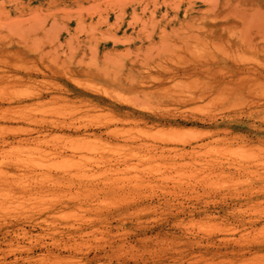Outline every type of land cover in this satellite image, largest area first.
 <instances>
[{"label":"rangeland","instance_id":"obj_1","mask_svg":"<svg viewBox=\"0 0 264 264\" xmlns=\"http://www.w3.org/2000/svg\"><path fill=\"white\" fill-rule=\"evenodd\" d=\"M152 1L0 0V264H264V0H232L216 24L237 32L190 43L209 67L242 69L205 97L203 76L148 91L185 49L170 7L203 9ZM244 38L252 49L229 46Z\"/></svg>","mask_w":264,"mask_h":264},{"label":"bare ground","instance_id":"obj_2","mask_svg":"<svg viewBox=\"0 0 264 264\" xmlns=\"http://www.w3.org/2000/svg\"><path fill=\"white\" fill-rule=\"evenodd\" d=\"M114 1V0H113ZM119 2H120V0H118ZM125 0H123V1H121V2H124ZM161 1V0H160ZM174 1V0H173ZM173 1H170V2H173ZM238 1V0H237ZM120 2V3H121ZM130 2V1H129ZM152 2H154V0L152 1ZM151 2V3H152ZM166 2V1H165ZM165 2L163 3V2H161V3H163V5L165 4ZM236 2V1H235ZM235 2H233L234 4H235ZM253 2V1H252ZM176 3V2H175ZM232 3V0H200V4L202 5V8L203 9H201V8H197L195 11L193 10V8L192 7H187V8H184V13H183V16H182V19H179V17H178V15H179V10H180V7L178 6L177 7V5L176 4H173V6L172 7H170V8H172V11H173V17H174V22H175V24H177V30H178V28H179V30H180V32H178V34H177V39H178V41L180 42V43H178L179 45L181 44L182 46H184L185 47V49L183 50V52H182V56H181V58H179V59H181V60H179L178 62L176 61V60H178V59H176V56L177 55H175V57H173V58H175L176 60H175V62H173L172 60H171V62H173L172 64H171V66L170 67H168V66H165V67H158V69H157V67H156V71L157 72H154L155 74H151L150 76H148V79H149V77H151L150 79H151V81H153V84L154 85H152L151 86V90H148V91H150V92H152V91H159V90H161L162 91V89L163 90H167V93L169 92L168 90H172V89H179V87H181V88H184L187 92L188 91H191V89H192V82L191 81H197L198 79H196L195 80V78H197V77H199V76H203L204 78H207V79H209V82L206 80L205 82L203 81V80H199L200 81V83L198 84V87H196L197 89L196 90H198L196 93H198L199 91V93H200V97L201 96H206V94H208V92L214 87V86H218L219 87V90L218 91H220L221 90V87L222 86H224L225 85V81H226V79H228V78H230V77H233V76H235V77H238L239 76V74L242 72V69H235V68H232V66H239L238 64H239V62H233V63H231V66H228L227 65V63H223L221 66H218V67H216V68H211V67H209V63H211L213 60H214V58L215 57H213V56H215V55H213L212 54V56H210L209 54L208 55H206L205 57H196V56H190L189 54H187V52L191 49H189V47L192 45V44H190L191 42H194L193 40L194 39H196V38H207V37H210V36H212V35H219V36H221V33L220 32H222L221 30H222V28H224V26L226 25H222L223 27L221 28V25H219L218 23L220 22V21H226V18H230L231 17V15H233V13L235 12V13H237L236 12V6H234V4ZM237 3V2H236ZM125 4V3H124ZM123 4V5H124ZM190 4V3H189ZM153 5V4H152ZM236 5H239V4H236ZM122 6V5H121ZM154 6V5H153ZM154 7H156V6H154ZM234 7V8H233ZM244 7V6H243ZM250 7H251V5H250ZM240 7H238V9H239ZM247 8H249V7H247ZM120 9V8H119ZM241 9V8H240ZM250 9V8H249ZM143 10V9H142ZM142 10H140V12H142ZM148 10H149V8H148ZM246 10V9H245ZM167 11V10H166ZM244 11V10H243ZM250 12H251V10H250ZM133 13V12H132ZM151 13V12H150ZM247 13H249L248 11H247ZM119 14V13H118ZM118 14H117V16L116 17H120V16H118ZM160 14H162V13H160ZM252 14V13H251ZM120 15H121V13H120ZM132 15V14H131ZM240 15H241V12H240ZM239 14H238V16H240ZM253 15V14H252ZM131 17V16H130ZM133 17H134V15H133ZM241 17V16H240ZM247 17V16H246ZM249 18V17H248ZM117 19V18H116ZM134 19H138L139 20V18L138 17H134ZM244 19H246L245 18V16H244ZM243 19V20H244ZM115 20V19H114ZM118 20V19H117ZM132 21L133 20V18H130L129 19V21ZM239 20V19H238ZM247 20V19H246ZM130 21V22H131ZM136 21V20H135ZM142 20H140V22H141ZM150 21V20H149ZM217 21H219L217 24H216V22ZM230 21V20H229ZM240 21H241V19H240ZM252 21H253V19H252ZM137 22V21H136ZM231 22V21H230ZM247 22V21H246ZM126 23H128V22H126ZM117 24V23H116ZM134 24V23H133ZM141 24V28L140 29H142V26H143V23L141 22L140 23ZM250 24H252V23H250ZM127 25V24H126ZM245 25V24H244ZM249 25V24H248ZM150 26H152V25H150ZM218 26H220V29L221 30H219V32L217 31V27ZM117 27V26H116ZM144 27V26H143ZM176 27V26H175ZM174 27V28H175ZM118 29V28H117ZM228 30V31H230V30H233L234 31V29H235V31L237 32V28H235V27H233V25H230L229 23H227V27L226 28H224V30ZM252 29H253V24H252ZM142 30H144V29H142ZM150 30V29H149ZM159 30V29H158ZM238 30H240V29H238ZM176 31V30H175ZM247 30H245V32H246ZM239 32V31H238ZM160 33H161V31H160ZM173 33V32H172ZM223 33V32H222ZM227 33V32H226ZM165 34V33H164ZM242 34V33H241ZM145 35H147V34H145ZM223 35V34H222ZM237 35H239V34H237ZM245 35V34H244ZM174 36V35H173ZM240 36V35H239ZM111 37V36H110ZM222 37H224V36H222ZM245 37V36H244ZM251 37H253V36H251ZM112 38H114V36H112ZM116 38V37H115ZM120 38H122V37H120ZM160 38V37H159ZM237 38H238V36H237ZM241 38H242V36H241ZM126 38H124V40H125ZM235 39V38H234ZM111 40V39H110ZM124 40H122V41H124ZM127 40V39H126ZM125 40V41H126ZM147 40H148V38H147ZM197 40V39H196ZM195 40V41H196ZM223 40H226L225 39V37H224V39ZM124 41V42H125ZM132 41V40H131ZM199 41V40H198ZM197 41V42H198ZM202 41V40H201ZM206 40H204V42H205ZM213 41H215V39L213 40ZM221 41V40H220ZM219 41V42H220ZM121 42V41H120ZM119 42V43H120ZM123 42V43H124ZM203 42V41H202ZM201 42V43H202ZM207 42H209V41H207ZM206 42V43H207ZM113 44H114V42H112ZM116 43H117V41H116ZM174 43V42H173ZM195 43V42H194ZM201 43H199V44H201ZM206 43L204 44V45H206ZM210 43V42H209ZM216 43V42H215ZM222 43V42H221ZM241 43H245L246 45H248L247 47H249L248 48V50L250 49V47H251V49H252V46H253V42L251 41V39H237L236 40V42L235 43H233V44H231V43H229V46L232 48H238L239 47V45L238 44H240L241 46H242V44ZM121 44H122V42H121ZM159 44V43H158ZM177 44V43H176ZM177 44V45H178ZM203 44V43H202ZM214 44V43H213ZM223 44V43H222ZM228 44V43H227ZM165 44L163 43V46H164ZM180 45V46H181ZM204 45H203V47H204ZM208 45V44H207ZM206 45V46H207ZM150 46H153V45H150ZM150 46H148V47H150ZM155 46H157V44L155 45ZM160 46V45H159ZM166 48H167V43H166ZM173 46V45H172ZM175 46V45H174ZM179 46V47H180ZM181 46V47H182ZM199 46H201V45H199ZM206 46H205V48H206ZM223 46H224V44H223ZM147 47V46H146ZM147 47V48H148ZM169 47H170V45H169ZM202 47V48H203ZM211 47V46H210ZM219 47V46H218ZM222 46H220V48H221ZM225 47V46H224ZM151 48V47H150ZM163 47H161L160 49H162ZM201 48V47H200ZM199 48V49H200ZM220 48H219V51H220ZM240 48V47H239ZM245 48H246V46H245ZM244 48V52L246 51V49ZM149 49V48H148ZM157 49V48H156ZM173 49V48H172ZM180 49H182V48H180ZM204 49V48H203ZM208 49V48H207ZM206 49V50H207ZM225 49H226V47H225ZM243 48H241V50H242ZM129 50V49H128ZM137 50V49H136ZM151 50H153V49H151ZM158 50H159V48H158ZM157 50V51H158ZM165 50V49H164ZM196 50H197V48H196ZM208 50H210V49H208ZM213 50V49H212ZM218 50V49H217ZM227 50V49H226ZM225 50V54L227 53V51L229 50V52L231 53V51H230V49L228 48V50L226 51ZM248 50L246 51V55L247 54H249V53H247L248 52ZM94 51V50H93ZM112 51H115V49H113ZM126 51H127V49H126ZM139 51V50H138ZM149 50H147L146 52L145 51H143L144 53H145V55H148L149 54V52H148ZM163 51V50H162ZM166 51V50H165ZM211 51V50H210ZM214 51V50H213ZM222 51H224V49L222 50ZM239 51H240V49H239ZM252 51V50H251ZM136 52V51H135ZM172 52L174 53V49L172 50ZM194 52V51H193ZM200 52V51H199ZM208 52V51H207ZM215 52V51H214ZM242 52V51H241ZM243 52V53H244ZM102 53V52H101ZM107 53H110L109 51L107 52ZM123 53V52H122ZM159 53V52H158ZM162 54H163V52H161ZM176 53V52H175ZM203 53H205V52H203ZM210 53V52H209ZM221 53V52H220ZM223 53V52H222ZM232 53H236V52H232ZM137 54V53H136ZM143 54V53H142ZM157 54V53H156ZM171 54V53H170ZM170 54L168 55V53H167V55L168 56H170ZM194 54H195V52H194ZM217 54V53H216ZM219 54V53H218ZM93 55V54H92ZM106 55V54H105ZM135 55V54H134ZM144 55V56H145ZM150 55V54H149ZM228 55V54H227ZM237 55V54H236ZM236 55L234 54V56H231V54L229 55V57L231 56V58L233 57L234 59H235V61H236V58L238 57V55H237V57H236ZM242 55V54H241ZM104 56V55H103ZM107 56H110V55H108L107 54ZM143 56V55H142ZM143 56V57H144ZM167 56V57H168ZM221 56V55H220ZM245 57V55H242V57ZM112 57V56H111ZM147 57H149V56H147ZM163 57H165V56H163ZM172 57V56H171ZM224 57H225V55H224ZM226 57H228V56H226ZM228 57V58H229ZM249 57V56H248ZM252 57V56H251ZM102 58V57H101ZM105 58H107V57H105ZM113 58V57H112ZM145 58V57H144ZM143 58V59H144ZM152 58V57H151ZM178 58V57H177ZM247 58V57H246ZM253 58V57H252ZM104 59V58H103ZM109 59V58H108ZM141 59H142V57H141ZM158 59V58H157ZM163 59V58H162ZM165 60H166V58H164ZM168 59V58H167ZM169 59H171L170 57H169ZM100 60V59H99ZM161 59H159V61H160ZM247 60V59H246ZM140 61V60H139ZM144 61V60H143ZM168 61H170V60H168ZM234 61V60H233ZM239 61H240V59H239ZM102 62H105V60L104 61H102ZM156 62H158V61H156ZM167 62V61H166ZM231 62V61H230ZM139 63V62H138ZM162 63H163V60H162ZM162 63H160L161 65H162ZM165 63V62H164ZM170 63V62H169ZM238 63V64H237ZM140 64V63H139ZM153 64V63H152ZM155 65H157L156 63H154ZM166 64V63H165ZM164 64V65H165ZM224 64H225V66H224ZM143 66V65H142ZM146 66H149V65H146ZM145 66V67H146ZM151 66V65H150ZM158 66V65H157ZM144 67V66H143ZM152 67V66H151ZM215 67V66H214ZM99 68H101V67H99ZM98 69V68H97ZM227 71H226V70ZM101 70V69H100ZM144 70V69H143ZM146 70V69H145ZM152 71V70H151ZM101 72H102V70H101ZM103 73V72H102ZM149 74V73H148ZM123 75V76H122ZM243 75V74H242ZM117 76L119 77V76H122V78L120 79V80H126V77L124 76V74H123V72L121 71V70H119L118 71V73H117ZM239 77H242V76H239ZM134 78V75L133 74H130L129 73V79L127 80L128 82H130L131 84H128L129 85V88L130 89H133V86H134V84H135V80L133 79ZM202 78V77H201ZM149 81V80H148ZM137 83H139L140 84V82H137ZM196 84H197V82H195ZM195 83H193V84H195ZM149 84H151V83H149ZM177 84H179L178 86V88H174L175 87V85H177ZM210 84H212V86L210 85ZM142 85H144L143 83H142ZM141 85V86H142ZM146 85V84H145ZM144 85V86H145ZM147 86V85H146ZM196 86V85H195ZM194 86V87H195ZM230 87H232V86H229V91H227V92H231V89H230ZM149 89V88H148ZM182 90V89H181ZM147 91V90H146ZM195 91V90H194ZM193 90H192V94H193V97H195V95L196 94H194L193 92H194ZM225 91V90H224ZM223 91V92H224ZM68 92H73V93H78V95L77 96H80L79 98H81L82 100H84V101H86V102H88V103H90V104H92L94 107H96V108H106V109H108L109 111H119V112H125L124 114H126V115H128V116H130V117H132V118H134V114H135V111L133 110V109H131L130 107L132 106V104H130L129 102H125L124 103V101L123 102H120V101H115V100H111V99H108V98H106V97H104V96H102V95H100V94H94V93H92V94H90V95H85V94H83L82 92H80V91H75L74 89H72V88H70V90L68 91ZM160 92V91H159ZM172 91H170V93H171ZM185 92V91H184ZM217 92V91H216ZM220 92H222V91H220ZM227 92H225V95H227ZM167 93L165 94V95H167ZM173 93V92H172ZM176 93L177 94H180V93H178L177 91H176ZM176 93H174V94H176ZM181 93H182V91H181ZM191 93V92H190ZM210 93V92H209ZM215 93V92H214ZM101 94H102V92H101ZM105 94V93H104ZM161 94V93H160ZM213 94V93H212ZM217 94V93H216ZM224 94V93H223ZM170 95V94H169ZM189 95V94H188ZM220 95L221 94H219V97H220ZM177 96V95H176ZM185 96V95H184ZM204 96V97H205ZM186 97H187V95H186ZM193 97H189L190 99H192ZM210 97V96H209ZM214 97V96H213ZM222 97V96H221ZM172 98V97H171ZM203 98V97H202ZM214 98H216V96L214 97ZM166 99V98H165ZM177 99V98H176ZM213 100V99H212ZM190 101V100H189ZM202 101V100H201ZM82 103H83V101H82ZM122 103V104H121ZM127 103H129V104H127ZM78 104H80V103H78ZM80 105H82V104H80ZM83 105H84V103H83ZM88 106V105H87ZM111 114V113H110ZM136 117V116H135ZM140 121H143L144 119H145V117L143 116V115H141L140 116ZM121 121H123V120H121ZM120 121V122H121ZM125 122H126V120H125ZM72 128V127H71ZM74 129V128H73ZM74 131V130H73ZM235 240V239H234ZM233 242V241H232ZM237 243H238V241H236ZM235 242V243H236ZM239 244V246L241 245V243H238ZM230 245V244H229ZM236 245V244H235ZM231 246V245H230ZM245 246V245H244ZM247 246V245H246ZM243 247V246H242ZM234 248V247H233ZM261 250H264V248L263 247H261V248H259V249H257V252L258 251H261Z\"/></svg>","mask_w":264,"mask_h":264}]
</instances>
